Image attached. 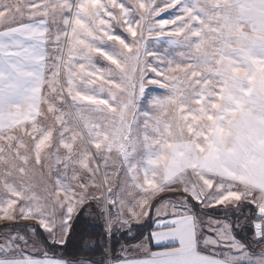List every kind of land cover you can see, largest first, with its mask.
Returning <instances> with one entry per match:
<instances>
[{
  "label": "snow or ice",
  "instance_id": "6c2138e0",
  "mask_svg": "<svg viewBox=\"0 0 264 264\" xmlns=\"http://www.w3.org/2000/svg\"><path fill=\"white\" fill-rule=\"evenodd\" d=\"M0 264H264V0H0Z\"/></svg>",
  "mask_w": 264,
  "mask_h": 264
},
{
  "label": "trees",
  "instance_id": "16d2710c",
  "mask_svg": "<svg viewBox=\"0 0 264 264\" xmlns=\"http://www.w3.org/2000/svg\"><path fill=\"white\" fill-rule=\"evenodd\" d=\"M243 216L240 217L242 219ZM236 217H233L235 221ZM149 224L134 225L133 232L142 236L150 231ZM104 228L99 224H92L87 214H82L80 223L76 226V231L70 235L65 246H56L54 255L64 259L83 258L98 260L101 258L105 248L111 246L112 256L119 250L125 242L124 235L117 233L111 242L107 236H101ZM243 235V234H241ZM118 241V242H117ZM131 242V241H129ZM52 254L51 250H49Z\"/></svg>",
  "mask_w": 264,
  "mask_h": 264
},
{
  "label": "rangeland",
  "instance_id": "374dc122",
  "mask_svg": "<svg viewBox=\"0 0 264 264\" xmlns=\"http://www.w3.org/2000/svg\"><path fill=\"white\" fill-rule=\"evenodd\" d=\"M87 214V213H86ZM87 217H88V219L90 220V222L92 223V224H99V225H101L103 228H104V222H103V220L101 219V218H99V216L97 215V213L95 212V211H93L92 212V214L91 215H88L87 214ZM241 221L243 220V218L242 219H240ZM241 234H245V233H241ZM121 248V247H120ZM119 248V249H120ZM118 252V251H117ZM116 252V253H117ZM40 253H42V251H38V252H35L34 254H40ZM115 253V254H116Z\"/></svg>",
  "mask_w": 264,
  "mask_h": 264
},
{
  "label": "crops",
  "instance_id": "0c3cea01",
  "mask_svg": "<svg viewBox=\"0 0 264 264\" xmlns=\"http://www.w3.org/2000/svg\"><path fill=\"white\" fill-rule=\"evenodd\" d=\"M119 250H118V252L115 255H113V257H116V256L119 255ZM34 255L37 256L38 258H41L42 257V253H40V254H34Z\"/></svg>",
  "mask_w": 264,
  "mask_h": 264
}]
</instances>
